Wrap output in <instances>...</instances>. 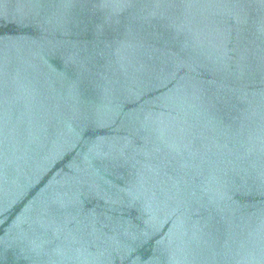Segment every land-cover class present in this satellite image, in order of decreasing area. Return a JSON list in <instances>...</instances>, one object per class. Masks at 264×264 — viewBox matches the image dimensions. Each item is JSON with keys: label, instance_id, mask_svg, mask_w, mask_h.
Segmentation results:
<instances>
[{"label": "water", "instance_id": "water-1", "mask_svg": "<svg viewBox=\"0 0 264 264\" xmlns=\"http://www.w3.org/2000/svg\"><path fill=\"white\" fill-rule=\"evenodd\" d=\"M0 264H264V0H0Z\"/></svg>", "mask_w": 264, "mask_h": 264}]
</instances>
